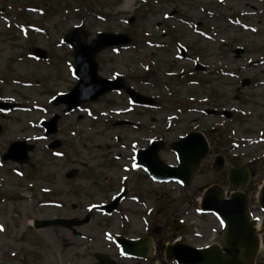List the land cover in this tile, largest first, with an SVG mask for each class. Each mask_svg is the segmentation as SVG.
<instances>
[{
	"label": "rangeland",
	"instance_id": "1",
	"mask_svg": "<svg viewBox=\"0 0 264 264\" xmlns=\"http://www.w3.org/2000/svg\"><path fill=\"white\" fill-rule=\"evenodd\" d=\"M81 23L88 41L104 31L133 38L128 46L98 53V73L123 75L155 99L154 106L134 105L123 91L69 113L52 104L76 83L73 53L62 39ZM36 47L42 59L34 58ZM196 63L205 70L195 71ZM0 99L16 105L0 112V155L15 139L34 145L27 164L0 160V264H101L96 253L114 264H138L120 253L114 236L141 235L162 222V251L141 264H172L164 249L178 222L177 237L186 244L219 241L218 218L202 213L199 203L214 183L225 193L234 189L226 181L229 168L249 167L250 204L258 205L264 182V0H0ZM56 114L57 132L43 137L38 122ZM116 120L134 124L114 126ZM213 129L220 140L208 136ZM193 130L211 145L189 187L157 183L134 166V151L149 140H174ZM217 154L225 157L221 173L211 169ZM160 157L176 162L167 149ZM70 169L77 170L73 179L64 176ZM121 189L127 194L113 213L95 210ZM85 215L90 221L74 230L79 237L62 226H32L34 220ZM262 238L255 264H264Z\"/></svg>",
	"mask_w": 264,
	"mask_h": 264
},
{
	"label": "water",
	"instance_id": "2",
	"mask_svg": "<svg viewBox=\"0 0 264 264\" xmlns=\"http://www.w3.org/2000/svg\"><path fill=\"white\" fill-rule=\"evenodd\" d=\"M87 38L88 35L83 30V25L76 27L64 36V42L74 49L75 75L78 78V82L70 92L56 97L54 99L55 104L64 103L67 105L65 111H70L80 106L83 102L95 101L104 93L120 88L125 89L130 98L136 103L154 104L153 99L126 87L122 77L109 80L101 78L97 74L95 55L106 47L129 43L131 39L126 34L98 33L91 43H87ZM239 51L237 50L236 52L238 53ZM34 53L39 57L44 56L41 49H35ZM10 106L9 103L0 102V109H6ZM57 119L58 116H54L48 121L41 122V125L46 129V134L56 131ZM125 123L127 121L117 122L116 124ZM165 147L177 154L178 165L170 166L160 161L158 152ZM32 149L33 146L27 145L24 141H14L1 158L2 160L12 159L19 163H25L28 161V152ZM207 153L208 146L205 137L199 132H192L179 141L167 144L161 140L154 141L148 148L140 150L137 158L154 178L163 181L170 179L180 180L183 185L188 186L194 172L198 169L201 160ZM222 165V157H217L214 168L219 169ZM75 174L76 170H71L66 173V177L72 178ZM248 180L249 171L244 166L231 169L228 173V182L234 186L246 185ZM124 195L125 192L123 191L112 202L98 208L109 213L117 207ZM222 196L223 191L219 187L212 186L204 192L201 201V209L203 211L215 212L225 223L221 245L214 244L210 247L199 249L181 242H175L166 247L165 259L168 262L175 261L177 264H254L259 249V238L247 218V196L241 192L232 193L230 198H223ZM259 201L264 206V186L261 190ZM88 220V217L78 222H73L67 218L37 220L34 222V227L41 228L51 225L73 227L86 223ZM116 241L121 245L124 253L134 256H146L151 246V243L145 240L136 242L117 237Z\"/></svg>",
	"mask_w": 264,
	"mask_h": 264
},
{
	"label": "flooded vegetation",
	"instance_id": "3",
	"mask_svg": "<svg viewBox=\"0 0 264 264\" xmlns=\"http://www.w3.org/2000/svg\"><path fill=\"white\" fill-rule=\"evenodd\" d=\"M216 136H218V135H214L213 137H216ZM217 173H219V172H217ZM220 173H221V171H220ZM226 181H227V179H226ZM214 184L219 185L217 183H214ZM219 186H221V185H219ZM233 191H244L248 195L250 219L253 222H257L258 218L260 219L258 230H259L260 236L264 237V231L262 229L263 223H264V210L262 209V207L259 204L257 205L258 207L255 204H253V205L250 204L251 203V195H252L253 190L245 187V188H234L230 192H233ZM151 232H154V235L152 237L149 236V233H151ZM145 236L151 238V240L153 242V254L150 255L149 258H146V259H135L138 264L139 263H149L151 260L153 261L154 256L162 251V248H163V222H162V224L157 225L155 227L149 226L143 234L137 235V236H132V237L134 239H137V238H141V237H145Z\"/></svg>",
	"mask_w": 264,
	"mask_h": 264
},
{
	"label": "snow or ice",
	"instance_id": "4",
	"mask_svg": "<svg viewBox=\"0 0 264 264\" xmlns=\"http://www.w3.org/2000/svg\"><path fill=\"white\" fill-rule=\"evenodd\" d=\"M0 230H2V229H0Z\"/></svg>",
	"mask_w": 264,
	"mask_h": 264
}]
</instances>
